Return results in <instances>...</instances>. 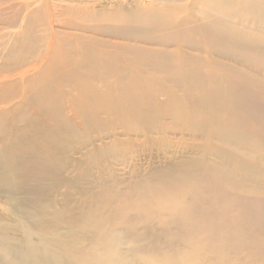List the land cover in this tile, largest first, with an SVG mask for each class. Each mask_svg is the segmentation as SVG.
Segmentation results:
<instances>
[{"label": "bare ground", "instance_id": "1", "mask_svg": "<svg viewBox=\"0 0 264 264\" xmlns=\"http://www.w3.org/2000/svg\"><path fill=\"white\" fill-rule=\"evenodd\" d=\"M263 106L264 0H0V264H264L199 219L264 198ZM169 131L199 153L83 179Z\"/></svg>", "mask_w": 264, "mask_h": 264}, {"label": "rangeland", "instance_id": "2", "mask_svg": "<svg viewBox=\"0 0 264 264\" xmlns=\"http://www.w3.org/2000/svg\"><path fill=\"white\" fill-rule=\"evenodd\" d=\"M108 82L112 84L114 79H109ZM258 114L264 117V106L258 108ZM162 121H164V119ZM151 136L152 135H148L144 137L140 134H133L131 137L134 140H149ZM182 137H185L187 139L186 142H189L187 145L181 144V142L178 141ZM165 138L174 140L173 142L175 144L158 143L155 145L135 146L134 149L121 156L118 159L119 161L112 166L110 164L108 165L105 161L101 163L98 161L99 164L91 167L87 171V176L83 179L86 180V182L96 179L100 181H109L111 178L110 176H112L120 182H128L125 185V187H128L130 181L147 178L161 171L164 166L170 165L172 161L170 159L181 160L183 157L196 156V154L199 153L198 141L201 139V136H194L187 131H169L166 132ZM186 146H192L194 148L185 149ZM83 179L82 182H84ZM69 190L71 196H78V189ZM212 199L213 198H210L203 204L200 214L201 217L199 218L201 221H205L204 223L207 225L208 232H215L214 234L212 233V235L219 238L221 242L227 244H230V242L233 243L237 246L238 252L241 253L242 251L247 257H253L256 261H264V198H243L241 196L227 195L222 200ZM89 206L90 205L87 204V207ZM134 217L135 215L133 214L132 218ZM228 233H232L230 237ZM247 233L248 235H246ZM233 234L237 239L233 237ZM238 234L241 235L238 236ZM221 237L223 238L221 239ZM228 239L230 240L229 242ZM241 244L243 246H240Z\"/></svg>", "mask_w": 264, "mask_h": 264}]
</instances>
